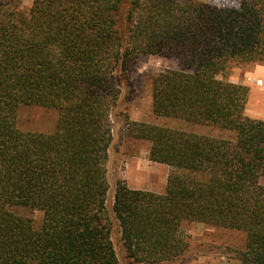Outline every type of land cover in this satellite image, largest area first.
<instances>
[{"label": "trees", "instance_id": "16d2710c", "mask_svg": "<svg viewBox=\"0 0 264 264\" xmlns=\"http://www.w3.org/2000/svg\"><path fill=\"white\" fill-rule=\"evenodd\" d=\"M0 0V264H119L106 163L120 77L139 54L175 68L152 80L156 116L233 139L127 120L149 160L173 169L162 194L116 183L112 212L127 255L171 264L188 223L243 234L240 264H264V120L245 114L233 63L264 64V0ZM57 111L49 133L21 130L20 106ZM41 212L39 226L16 210Z\"/></svg>", "mask_w": 264, "mask_h": 264}, {"label": "rangeland", "instance_id": "374dc122", "mask_svg": "<svg viewBox=\"0 0 264 264\" xmlns=\"http://www.w3.org/2000/svg\"><path fill=\"white\" fill-rule=\"evenodd\" d=\"M180 2L184 0H178ZM217 6H237L240 0H198ZM31 0H19L17 8L26 11ZM120 77L121 95L115 108L112 140L108 148L106 178L108 190L106 208L110 213L113 227L111 239L119 264H142L127 255L121 241L118 222L112 212L113 195L117 181L124 180L129 188L162 194L171 166L159 163L156 169L148 158L150 143L126 136V122H144L157 126H167L215 137L233 139L234 132L216 127L189 123L177 118L156 116L152 112V80L163 70L175 68V62L167 57L151 54H139L131 59ZM226 78L231 82L248 88V99L245 114L249 117L264 120V64L233 63L227 70ZM57 111L33 105L20 106L17 113V124L21 130L51 132L56 124ZM151 177L155 178L150 183ZM22 216L31 218L34 227H38L41 212L28 207L16 210ZM178 236L186 241V249L171 264H240L238 253L243 246V234L236 230L212 227L203 223L185 224Z\"/></svg>", "mask_w": 264, "mask_h": 264}, {"label": "crops", "instance_id": "0c3cea01", "mask_svg": "<svg viewBox=\"0 0 264 264\" xmlns=\"http://www.w3.org/2000/svg\"><path fill=\"white\" fill-rule=\"evenodd\" d=\"M151 163H153L154 165H156L155 167H156V169H160L161 170V166H160V164L159 163H157V162H151ZM150 180V183H154V181H155V178L154 177H151V178H149ZM137 189H142V187L141 188H137Z\"/></svg>", "mask_w": 264, "mask_h": 264}]
</instances>
